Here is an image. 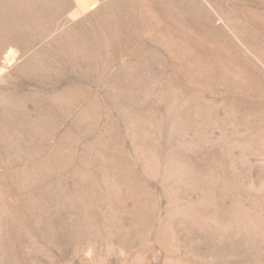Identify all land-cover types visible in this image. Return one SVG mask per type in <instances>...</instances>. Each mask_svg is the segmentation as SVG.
Instances as JSON below:
<instances>
[{"label":"rangeland","instance_id":"obj_1","mask_svg":"<svg viewBox=\"0 0 264 264\" xmlns=\"http://www.w3.org/2000/svg\"><path fill=\"white\" fill-rule=\"evenodd\" d=\"M79 5L0 0V264H264V0Z\"/></svg>","mask_w":264,"mask_h":264},{"label":"bare ground","instance_id":"obj_2","mask_svg":"<svg viewBox=\"0 0 264 264\" xmlns=\"http://www.w3.org/2000/svg\"><path fill=\"white\" fill-rule=\"evenodd\" d=\"M78 2H79V6H80V8L77 10V11H75V12H73V14H71L72 16H73V18L74 17H77V16H81V14H83V13H85V12H87V11H89V10H91V9H94L96 6H97V4L100 2V0H78ZM76 21V20H75ZM118 28V27H117ZM122 32V31H121ZM110 33V32H109ZM113 49V48H112ZM17 53V52H16ZM16 57L17 56H15V55H13V54H8L7 55V57H6V64L8 63H10V64H12V63H14L15 61H16ZM5 62V61H4ZM4 66H7V65H4ZM6 69V68H5ZM2 73H4V68H2L1 70H0V75L2 74Z\"/></svg>","mask_w":264,"mask_h":264}]
</instances>
